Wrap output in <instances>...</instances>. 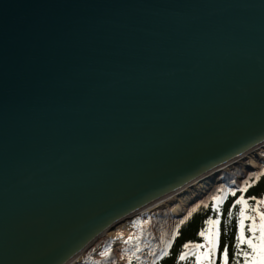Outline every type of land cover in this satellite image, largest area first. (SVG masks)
Segmentation results:
<instances>
[{
    "label": "water",
    "instance_id": "1",
    "mask_svg": "<svg viewBox=\"0 0 264 264\" xmlns=\"http://www.w3.org/2000/svg\"><path fill=\"white\" fill-rule=\"evenodd\" d=\"M263 147L264 0H0V264H77Z\"/></svg>",
    "mask_w": 264,
    "mask_h": 264
},
{
    "label": "trees",
    "instance_id": "2",
    "mask_svg": "<svg viewBox=\"0 0 264 264\" xmlns=\"http://www.w3.org/2000/svg\"><path fill=\"white\" fill-rule=\"evenodd\" d=\"M224 172V178L214 184L206 195L185 208L182 215H171L170 210H155L145 215L138 214L129 221L143 220L146 222L144 234L129 238L125 248L127 258L123 264H195L196 253L204 249H196L195 245H206L208 241L200 232L211 233L216 243L213 256L216 264H221L220 254L224 246L228 245L229 264H233L234 252L239 249V216L242 204H236L241 196L248 200L249 208L257 206V201L264 198V161L258 168L248 172ZM240 174L239 179L234 176ZM234 181V183H232ZM216 197H220L219 202ZM246 215H256L247 211ZM150 224L148 225V220ZM210 220H219L218 224H211ZM251 221H245V227ZM245 235H248L245 230ZM109 237L105 236L96 244L106 245ZM94 243V244H95ZM140 250V252H138ZM90 251V250H89ZM185 259L181 260V255ZM111 258L114 260L112 261ZM116 256L105 257L100 260H88L77 264H116ZM112 261V262H111ZM235 264H243V257L236 258Z\"/></svg>",
    "mask_w": 264,
    "mask_h": 264
},
{
    "label": "snow or ice",
    "instance_id": "3",
    "mask_svg": "<svg viewBox=\"0 0 264 264\" xmlns=\"http://www.w3.org/2000/svg\"><path fill=\"white\" fill-rule=\"evenodd\" d=\"M221 198L216 197V200L219 202ZM236 204H242L243 208L240 209L239 216V236H238V245L246 246L239 247L237 251L234 252L233 264L236 262V258L243 257V264H264V211H259V206H253L249 208L248 200L244 199L243 196L236 200ZM247 211L256 213L259 218V223L257 224V216L255 215H246ZM249 220L251 223L245 227V221ZM210 223L215 225L219 223V220H210ZM245 230H247L248 235H245ZM200 235L205 237V240L208 241L206 245L197 244L195 245L196 249H204L203 252L196 253L195 264H201V260L206 261V264H216V258L213 256V253L216 251L215 240L212 239L211 233H206L204 231L200 232ZM181 255L180 259H185V256ZM221 264H229V253L228 245L224 246L222 253L220 254Z\"/></svg>",
    "mask_w": 264,
    "mask_h": 264
},
{
    "label": "rangeland",
    "instance_id": "4",
    "mask_svg": "<svg viewBox=\"0 0 264 264\" xmlns=\"http://www.w3.org/2000/svg\"><path fill=\"white\" fill-rule=\"evenodd\" d=\"M259 152L262 154V159H260V160L255 159L256 164L252 165V166H255V168H258L259 164L264 161V147L259 149ZM249 160H250L249 158H246L242 162H240L239 165L231 166L230 168H226L224 171H222L219 174L218 178H220L222 180L224 178V172L225 171H228V172L231 171L232 172V170H234L233 173L234 172H238V173L239 172H244V173L248 172V170H244L243 165L245 163H247ZM255 168H253V169H255ZM234 176H236L239 179L240 174H235ZM232 183H234V181H232ZM207 192H208V190L206 191V193ZM206 193H204L199 199L204 197L206 195ZM171 205H167L164 207H158V208H160L162 211H164L165 208L171 209V207H170ZM257 205L259 206V211H264V198L259 199L257 201ZM158 208H156L155 210H159ZM155 210H152V211H155ZM152 211H148V212L140 213V214L145 215L146 213H149ZM170 214L173 215L171 210H170ZM255 216H257V224H258L259 223L258 215L256 214ZM130 219H128L127 221H125L124 223H122L121 225H119L118 227H116L115 229H113L112 231H110L109 233H107L106 235L103 236V237H105V236L109 237V240L107 241L106 245H102V243H99V244L95 243V244L91 245L88 248V250L81 256V259L79 262L84 263L90 259L100 260V259L105 258L107 256L108 257L116 256V258H117L116 261L118 262L116 264H123L124 260L127 258V255L125 254V248L128 244L129 238H131L133 236L143 235L144 234V228L146 226V222H144L143 220L129 221ZM147 220H148V225H149L150 220L149 219H147ZM103 237H101L100 239H102ZM100 239H98L97 241H99ZM138 252H140V250H138ZM111 260L113 261L114 259L111 258ZM140 264H147V263H146V261H143ZM201 264H206V261H204L202 259Z\"/></svg>",
    "mask_w": 264,
    "mask_h": 264
},
{
    "label": "bare ground",
    "instance_id": "5",
    "mask_svg": "<svg viewBox=\"0 0 264 264\" xmlns=\"http://www.w3.org/2000/svg\"><path fill=\"white\" fill-rule=\"evenodd\" d=\"M247 158H249L250 160L246 164L255 165V159H262V154L259 152V149H255L247 154ZM242 161L243 160L241 158L238 159L239 163ZM213 176V173H209V175L204 180L195 183L194 186L186 187L185 193L181 194L180 196H178L176 193L172 194L168 197L160 199L158 202L154 203L149 208L156 206L164 207L172 204L170 206L171 211L175 214L181 213L183 212L184 208L187 206L189 201L193 200L198 194H201V192L208 188L209 184L211 183V179L214 178Z\"/></svg>",
    "mask_w": 264,
    "mask_h": 264
}]
</instances>
